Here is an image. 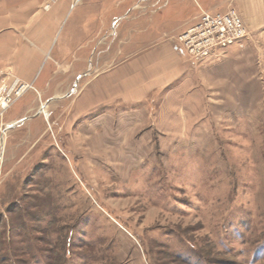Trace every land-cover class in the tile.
<instances>
[{
  "label": "rangeland",
  "instance_id": "rangeland-1",
  "mask_svg": "<svg viewBox=\"0 0 264 264\" xmlns=\"http://www.w3.org/2000/svg\"><path fill=\"white\" fill-rule=\"evenodd\" d=\"M155 1L82 0L68 20L84 12L83 38L108 20L80 56L67 52L78 64L66 81L61 65L35 89L0 70L12 98L0 107V264H264V0H187L184 14ZM142 6L176 21L194 9L195 24L202 9L235 8L246 28L242 46L199 66L186 57L177 136L156 128L174 106L158 102L168 86L110 133L100 110L76 112L92 78L134 53L115 30Z\"/></svg>",
  "mask_w": 264,
  "mask_h": 264
},
{
  "label": "crops",
  "instance_id": "crops-1",
  "mask_svg": "<svg viewBox=\"0 0 264 264\" xmlns=\"http://www.w3.org/2000/svg\"><path fill=\"white\" fill-rule=\"evenodd\" d=\"M186 2L187 0H156L153 4L158 8L173 3L174 9L184 14L183 11L188 6ZM77 6L78 4L72 6L71 0H0V70L9 69L23 84L34 88L39 79L44 85V81L56 73L55 67L61 65L60 69L64 66L63 81H66L73 65L78 64L77 61L70 66L64 63L67 55L74 52L73 55L77 57L86 51L97 37V24H106L108 20L106 13L103 15L107 17L103 20L97 17V20L87 26L88 36L83 38L84 12L68 20ZM143 7L138 11L133 7L135 11L120 18L115 30L122 41L121 52L134 53L92 78L76 99V112L100 110L97 115L103 121L99 123V128L110 133L115 128L130 126L123 122L129 119L127 110L131 106L168 86L165 98L158 102L160 105L172 104L175 107L160 109L159 117H163L164 122L156 123V128L164 126L173 137L179 134L181 120L177 116L179 110L176 106L186 96L185 89L191 85L190 82L194 83V73L185 61L189 56L183 46L167 40L194 25L199 14L193 9L190 17L186 14L184 19L176 21L168 19L164 13L160 15L158 10L155 11V17H150ZM91 10L86 9L92 15L97 12ZM114 23L115 21L112 22V28ZM226 50L227 48L214 51L208 61ZM208 61L195 62V66ZM172 82H175L174 88L170 87ZM180 89H183L182 93ZM172 97L175 100H170ZM117 107L123 109L117 110ZM100 108H103L102 111ZM112 113L116 116H112ZM113 121L117 123L112 125Z\"/></svg>",
  "mask_w": 264,
  "mask_h": 264
},
{
  "label": "built area",
  "instance_id": "built-area-1",
  "mask_svg": "<svg viewBox=\"0 0 264 264\" xmlns=\"http://www.w3.org/2000/svg\"><path fill=\"white\" fill-rule=\"evenodd\" d=\"M81 1L71 0V4L75 6ZM246 35L244 22L235 8L223 12L202 9L197 23L179 34L177 43L183 46L189 60L195 63L209 58L216 50H224L234 44L242 46ZM5 88L6 85L0 87L1 109H5L12 100L10 93L3 91Z\"/></svg>",
  "mask_w": 264,
  "mask_h": 264
},
{
  "label": "water",
  "instance_id": "water-1",
  "mask_svg": "<svg viewBox=\"0 0 264 264\" xmlns=\"http://www.w3.org/2000/svg\"><path fill=\"white\" fill-rule=\"evenodd\" d=\"M86 74V73H85ZM82 75H84V74H82ZM76 82H77V79H76ZM76 82H75V85H76ZM52 99H55V97H51V98H48L47 100H45V102L44 103H42L41 105H40V107H39V109L37 110V112L34 114V116H37L38 114H40L41 112H42V110H43V108L52 100ZM33 116V117H34ZM13 126H15V124H11V125H9L8 126V129L9 128H12ZM6 129H3V132L5 131Z\"/></svg>",
  "mask_w": 264,
  "mask_h": 264
},
{
  "label": "bare ground",
  "instance_id": "bare-ground-1",
  "mask_svg": "<svg viewBox=\"0 0 264 264\" xmlns=\"http://www.w3.org/2000/svg\"><path fill=\"white\" fill-rule=\"evenodd\" d=\"M2 146V145H1ZM1 148V147H0Z\"/></svg>",
  "mask_w": 264,
  "mask_h": 264
}]
</instances>
